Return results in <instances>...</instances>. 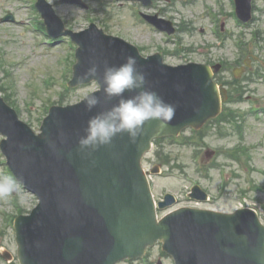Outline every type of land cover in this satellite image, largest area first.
Masks as SVG:
<instances>
[{
  "label": "water",
  "instance_id": "95a60500",
  "mask_svg": "<svg viewBox=\"0 0 264 264\" xmlns=\"http://www.w3.org/2000/svg\"><path fill=\"white\" fill-rule=\"evenodd\" d=\"M91 33L79 40L77 77L90 62L119 65L134 56L148 87L174 105L175 114L167 124L147 122L136 143L121 135L110 148L85 157L77 151V140L87 121L116 99L92 112L83 103L55 108L38 137L0 100V131L9 137L3 150L18 179L41 200L31 217L16 223L22 264H116L143 255L157 240L179 264H264V228L252 213L181 210L158 223L141 169L153 139L178 135L190 126L201 128L219 114L220 96L210 71L168 68L160 56L144 60L135 48ZM77 77L72 86L80 84Z\"/></svg>",
  "mask_w": 264,
  "mask_h": 264
},
{
  "label": "rangeland",
  "instance_id": "374dc122",
  "mask_svg": "<svg viewBox=\"0 0 264 264\" xmlns=\"http://www.w3.org/2000/svg\"><path fill=\"white\" fill-rule=\"evenodd\" d=\"M48 1L53 4L57 14L73 29L78 31L88 27V17H90L99 26L104 23L107 26L104 29L108 34L122 37L140 47L147 48L146 55L156 51L158 47H165L172 51L181 45L175 46L173 44L175 41L166 45L164 35L153 33L146 24L140 23L137 16L140 11L145 14L158 13L171 18L180 26L193 27L194 35L182 37L183 48L191 46L196 49L188 56L190 59L201 61L206 56V50L209 49L214 58L224 59L232 64L235 60H239L241 55L240 48H237L235 44L237 39L245 45L246 50L254 53V56L264 59V0H255V20L247 28L235 21L232 13L234 9L232 0H192L194 2L155 0L152 9L137 3L136 6L140 11L132 8L135 17L129 8L132 2L120 5L115 0H87L91 4V11L86 12L81 8L60 4L58 0ZM30 5L33 6L31 17L30 11L24 7L21 0H0V19L11 12L17 20L14 24L0 23V82L14 85L12 99L19 109L20 118L38 131L45 107L58 104L62 94L65 96L64 104L76 103L93 91V85L64 93L63 83L66 82L64 78L67 74L63 76V68L59 64V59L66 55L63 58V64L66 65V59L71 58L72 48L69 44L66 50V42L69 39L61 38L51 48L44 45L39 46L35 34L30 31L28 22L32 19V28L43 33L39 25L40 16L36 13L33 0L30 1ZM208 8H216V18L219 24L216 25V22L209 18ZM222 23L225 25L224 31H221ZM214 27L218 31L219 38L214 36ZM166 62L176 65L182 63L183 60L169 56ZM3 68L10 73L8 78ZM226 76L231 78L232 70ZM49 78L54 83L46 87V81ZM249 98L252 100L249 101ZM257 102L264 105V78L250 85V92L246 94L245 102L231 103L228 106L230 109L240 110L241 113L247 115L242 125L243 138L231 127L226 126L224 130L228 135L219 137L216 134L217 125L211 124L207 130L209 135L206 138L205 147H187L171 142L170 149V142H166L165 151L171 153V176L165 179L154 178L153 186L156 196L162 197L164 192L177 195L180 198L178 208L193 206L231 212L242 206L255 207L264 221V114H262L261 121H256L251 113ZM186 134L189 135V133ZM1 139L0 136V141ZM240 146L247 148L250 157H247L245 153L241 155V161H234L224 156L225 152ZM208 149L216 152L215 157L210 161L204 157V152ZM0 160V178H3L5 177V159L0 157ZM154 163H156V158L152 154L145 160V168H152ZM216 165L218 167H215ZM205 166H210L209 178ZM165 169L168 170V167ZM195 182L209 192L212 203L196 204L187 199V192ZM17 188L18 191L14 197L17 198L18 207L25 214L29 213L37 205V199L21 189L19 184ZM12 197V194L1 197L3 203L0 202V248L5 247L12 254H16L15 232L7 222V215L2 214L5 212L11 216L16 215L17 206L12 204L13 201L15 202ZM159 258H161L160 248H154L149 253L148 262L156 264ZM162 262L172 264L168 257L163 258ZM0 264L6 263L0 259ZM15 264L18 263L15 261ZM123 264L144 263L133 261Z\"/></svg>",
  "mask_w": 264,
  "mask_h": 264
},
{
  "label": "clouds",
  "instance_id": "9594fccd",
  "mask_svg": "<svg viewBox=\"0 0 264 264\" xmlns=\"http://www.w3.org/2000/svg\"><path fill=\"white\" fill-rule=\"evenodd\" d=\"M89 81L98 82L93 85V91L83 97L82 102L89 112L104 101L116 99L117 102L106 110L97 111L87 121L77 140V151L85 157H92L101 148H110L121 135H127L131 143H136L147 122L167 124L174 117L175 106L148 87L147 77L137 67L134 56L126 57L119 65L90 62L77 77V83ZM127 92L134 94L126 96ZM95 163L93 159L92 164ZM17 186V181L11 177L0 178V197L9 196Z\"/></svg>",
  "mask_w": 264,
  "mask_h": 264
}]
</instances>
